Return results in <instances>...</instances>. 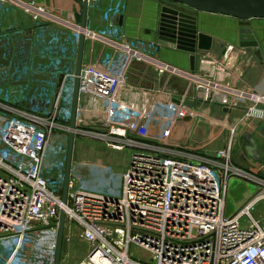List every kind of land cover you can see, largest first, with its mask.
I'll return each mask as SVG.
<instances>
[{"label": "built area", "instance_id": "1", "mask_svg": "<svg viewBox=\"0 0 264 264\" xmlns=\"http://www.w3.org/2000/svg\"><path fill=\"white\" fill-rule=\"evenodd\" d=\"M98 1L88 0L89 5ZM0 5L30 15L37 28L55 23L70 29L77 49L81 35L109 48L97 63L82 61L79 76L76 70L65 73L44 105L0 96V264H56L62 211L60 264H68L66 246L74 236L88 246L78 264H264V225L251 213L264 200V178L234 163L232 141L209 154L189 142L172 145L136 137L119 120L199 116L185 105L187 100L263 119L264 92L239 85L245 70L237 59L232 61L234 45L222 58L202 56L199 68L188 70L161 60L158 44L128 38L116 24L118 7L106 12L109 29L96 30L82 27L74 12L65 14L47 0H0ZM246 53L247 60L256 61ZM133 61L147 63L158 77L191 83L193 96L170 92L162 102L161 94L146 90L152 99H130ZM72 132L75 139L130 150L131 156L122 171L104 160L72 158L64 202ZM234 178L255 183L257 190L244 206L228 213Z\"/></svg>", "mask_w": 264, "mask_h": 264}, {"label": "crops", "instance_id": "2", "mask_svg": "<svg viewBox=\"0 0 264 264\" xmlns=\"http://www.w3.org/2000/svg\"><path fill=\"white\" fill-rule=\"evenodd\" d=\"M47 1L57 9L65 11V14L74 12L77 21L82 23L84 0ZM161 6L160 0H99L95 4L89 5L87 26L96 30L109 29L105 17L106 12L111 7H118L121 12L117 17L116 24L128 38L141 39L159 45L155 29ZM193 14L197 16L199 30L214 38L210 51L205 53L199 51L195 69L199 68L202 56L222 58L228 45H234L236 51L233 52L232 61L237 59L240 69L242 67V70H245L239 85L264 92V63L257 57L253 62L251 59L247 60L250 55L239 44L241 21H232L235 17L205 11ZM35 23L30 15L24 14L20 9L0 5V32H4V35L0 36V96L44 105L52 97L56 86L62 81L63 75L67 72L77 71L80 46L78 49L76 48L75 35L70 29L55 23H47L43 27L37 28ZM251 27L258 33L264 51V31L254 25ZM107 52H109V48L105 45L84 40L82 61L97 63ZM158 57L177 67L192 70L191 54L185 50L160 46ZM128 79L131 86L130 91H127L130 94V99L148 98L149 93L155 96L158 93L171 92L175 96L188 98L194 94L191 83L169 75L158 77L157 73L142 61L131 63ZM149 98L152 99L151 96ZM198 103L195 101L194 110L199 116L190 119L160 120L148 116H132L128 119L119 117V120L126 123L130 133L136 137L159 140L172 145L189 142L209 154L226 147L232 141L234 163L255 174L264 175V134L257 130L253 123L255 118L225 112V108L218 105H213L216 108V113H214L209 103L205 104L207 108L205 105L199 106ZM98 117L102 119L100 115ZM93 118L95 119V115ZM245 131L252 132L257 139L262 161H257L247 153L243 138ZM76 149L75 145L74 159L77 156ZM102 149V151H106L104 147ZM97 156L96 154L95 157ZM102 159L105 157L91 158L90 160ZM107 163L119 170H125L128 165L121 163L120 166H117L111 162ZM232 181L235 183V197L230 200L233 201V209L228 211V195V213L234 212L241 202L250 198V195L257 190L256 185L245 183L236 178Z\"/></svg>", "mask_w": 264, "mask_h": 264}, {"label": "water", "instance_id": "3", "mask_svg": "<svg viewBox=\"0 0 264 264\" xmlns=\"http://www.w3.org/2000/svg\"><path fill=\"white\" fill-rule=\"evenodd\" d=\"M161 8L159 11V17L155 29V34L158 39L160 46H170L185 50L191 54V68L192 70L196 67L199 51L207 52L213 47L214 38L200 31L198 28L197 16L193 14L198 11H205L210 13H218L231 17L238 18L241 21L242 26L239 29V44L245 50L257 57V59L264 63V51L262 43L258 33L244 21L263 18L264 19V0H160ZM166 1L183 4L187 8L176 7L174 5L166 4ZM193 11H191L190 9ZM89 2L88 0L83 1V21L82 27L87 25ZM193 12V13H192ZM84 49V35H81L79 58L77 75L79 76L82 66ZM78 93H79V78L76 79L75 97H74V112L71 126H75V117L78 104ZM176 101L181 103V99L175 98ZM185 105L190 108L195 107L193 100L185 101ZM225 112L232 113L239 116H244V111L241 109L225 108ZM180 113V112H179ZM190 115H187L184 119H190ZM257 130L264 134V118L254 119ZM245 140V148L247 153L256 159L262 161L261 153L259 150L257 139L254 134L250 131L243 133ZM75 147V137L72 132L69 137V150L67 156V167H66V178L63 192V200L67 201L68 197V185L70 177V167L73 158V152ZM249 199L241 202L239 207L246 204ZM64 223H65V212L61 213L60 230H59V241L56 255V264H60L62 244L64 236Z\"/></svg>", "mask_w": 264, "mask_h": 264}, {"label": "rangeland", "instance_id": "4", "mask_svg": "<svg viewBox=\"0 0 264 264\" xmlns=\"http://www.w3.org/2000/svg\"><path fill=\"white\" fill-rule=\"evenodd\" d=\"M166 4L174 5L176 7H181V8H184V7L187 8L183 4H176V3H172V2H168V1H166ZM190 10L193 11L192 9H190ZM238 20H239L238 18H234L232 21L238 22ZM244 24H247L250 27L252 25H254V27H259L260 29L262 28V31H264V19L263 18H255V19L246 20V21H244ZM240 26H242V24H240ZM161 94H164V96L167 95L165 93H161ZM205 104L208 105V102L200 101L198 103L199 106L205 105ZM209 104L212 106L211 108H212V110H214V113H216L215 112L216 108L213 106L215 104H211V103H209ZM205 108H207L206 105H205ZM164 112H165V110H164ZM200 113H202V112H200ZM75 145L77 146V149H76L77 150V152H76L77 156L75 157V160H79V161H81V160L82 161H91L90 160L91 158L95 159V158H99V157L100 158L105 157V159H102V160H104L106 163L111 162L112 164H116L117 166H120L121 163L128 164L130 156H131L130 150H123V151H113L111 149L109 150V148H106L104 145H101L100 143L93 142V141L91 142L90 140L85 139V138L75 139ZM98 145H100L101 147ZM102 147H104V149L106 151H102L103 150ZM223 148H225V147H223ZM223 148H221V149H223ZM96 154L98 155L97 157H95ZM106 154H109V155H106ZM111 166H113V165H111ZM116 170L122 171L123 169H121V170L116 169ZM255 175L264 178L263 174H261V175L255 174ZM236 179H238V178H236ZM239 180H241L245 183H248V184L256 185L255 183L250 182V181H246L243 179H239ZM234 184L235 183L231 180L230 185H229L230 189H229L228 211H232V209H233V201H230V200H233V198L235 197ZM251 213L253 214V216L256 219L261 220L262 224L264 225V200L262 202L257 203L255 205V209L251 210ZM87 247L88 246L84 241L80 240L78 236H74L72 241L70 242V245L66 246V252L69 253L68 264L80 263L85 258L86 254H87L86 253ZM68 248H69V250H68Z\"/></svg>", "mask_w": 264, "mask_h": 264}, {"label": "bare ground", "instance_id": "5", "mask_svg": "<svg viewBox=\"0 0 264 264\" xmlns=\"http://www.w3.org/2000/svg\"><path fill=\"white\" fill-rule=\"evenodd\" d=\"M160 97V99H159V101H162V102H166L167 101V99H168V97L167 96H164V95H161V96H159ZM175 97V96H174ZM174 99V98H173Z\"/></svg>", "mask_w": 264, "mask_h": 264}]
</instances>
